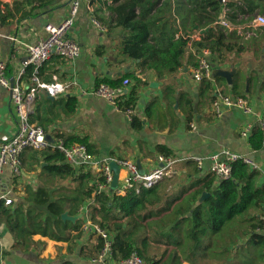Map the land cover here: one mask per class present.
Instances as JSON below:
<instances>
[{
	"label": "trees",
	"instance_id": "16d2710c",
	"mask_svg": "<svg viewBox=\"0 0 264 264\" xmlns=\"http://www.w3.org/2000/svg\"><path fill=\"white\" fill-rule=\"evenodd\" d=\"M37 1L44 5L51 0ZM90 5L94 16L108 30L121 29L119 54L139 61V68L152 70L159 78L178 72L190 46L198 53L209 49L212 64L220 68L234 63L236 57L246 52L256 57L264 54V29L246 38L236 29L230 31L220 21L224 18L235 26L248 24L256 15H264V0H225L223 6L220 0H90ZM17 12L18 0L12 7L0 0V21L6 23ZM199 30L200 38L194 39L193 34ZM45 70L44 63L39 68V77L48 82L51 78L43 77ZM27 73L30 78L33 69L28 68ZM131 76L130 72L121 79H98L97 85L108 83L120 87L123 80ZM215 81L200 83L199 103H213L217 94ZM233 89L237 94V84H233ZM137 97L136 90L120 95L118 107L123 111L133 108ZM175 99L189 122L194 115L193 99L183 91ZM161 107L159 98L147 104L145 116L152 124ZM76 108V98L71 96L37 99L38 116H33L32 121L47 132L55 119L62 114L72 116ZM131 123L140 130L144 121L134 115ZM54 136L64 139L68 146L82 144L91 155L98 154L87 136ZM251 146L254 150L262 149L260 129L253 135ZM30 151L47 163L39 173L43 185L27 187L26 197L14 206L0 201V220L13 234L16 247L29 248L36 244V235L74 242L82 235L83 221L80 218L75 222L64 220L62 215L68 212L76 216L88 204L90 220L111 236L116 260L136 251L144 260L143 264L226 262L223 260L228 257L224 264H242L244 257L252 258L246 264H264V181L259 170L236 162L232 178L217 184L211 172L200 177L194 167L191 176H195L191 181L173 183V179H165L151 188L116 194L114 190H99L104 177L94 175L83 166H72L59 150L49 147ZM156 153L165 158L174 157L173 151L165 145H157ZM95 180V184L91 183ZM170 182L171 189L168 188ZM204 192L210 195L199 204ZM240 216L243 218H238ZM234 221L235 225L231 226ZM73 231L78 233L72 235ZM241 239H245V243H240ZM103 246L104 239L96 237L92 256L96 257Z\"/></svg>",
	"mask_w": 264,
	"mask_h": 264
},
{
	"label": "crops",
	"instance_id": "0c3cea01",
	"mask_svg": "<svg viewBox=\"0 0 264 264\" xmlns=\"http://www.w3.org/2000/svg\"><path fill=\"white\" fill-rule=\"evenodd\" d=\"M1 1L12 7L17 0ZM70 1L51 0L49 4L42 5L37 0H18V12L14 17L8 19L6 23L0 21V60L7 63L11 76L22 67L27 55V46L35 44L42 38L44 27L49 23L57 24L68 16ZM96 6L95 4L94 7ZM103 14L108 15V12L103 11ZM92 16L93 8L90 9L87 3H83L70 31V36L81 47V53L76 59L68 60L53 55L45 62L44 78H51L50 81L57 78L69 84V89L64 95L53 98L71 96L77 101V108L72 116L62 114L47 129V134L52 136L53 142L56 140L54 136L56 134L66 137L87 136L98 151L95 155L98 161L117 162L120 159H130L135 161L141 170L146 171L160 164L156 146L165 145L173 151L174 157L170 158L175 160V168L178 171V174L165 178L173 179V183L191 181L195 176H191L194 167L200 177L209 173L212 157L224 149L253 157L261 167V172H264V146L260 150H254L251 146V139L260 129L259 121L264 113V54L256 57L253 53L246 52L241 57H236L234 63L222 67L229 69L231 65L235 66L232 84H228L223 77L216 81L213 77L211 80L215 81L216 93L221 92L232 97H237L238 94L246 98L252 106V113L245 114L236 107H225L220 115H216L212 111L211 103H199L201 82L193 79L192 70L200 53L193 47L190 46L187 50L183 66L177 73L159 78L152 70L139 68L137 65L139 61L130 60L119 54L121 29L100 32L93 25ZM263 29L264 27L248 30L249 35L246 37H252ZM200 34L199 30L192 37L199 39ZM262 51L264 53V50ZM130 72L133 76L129 78L131 82L126 88V93L137 91L134 114L144 121L140 130L132 126L122 110L94 93L98 79H121ZM21 82L23 86H28L31 80L26 75L21 78ZM234 83L238 86L237 94L233 89ZM182 91L188 93L194 101V115L189 122L180 109L178 100L175 99ZM47 98L51 97L39 94L36 100L44 101ZM156 98L161 99L162 107L158 109L152 124L146 119L145 108ZM35 103L31 120L33 116H38ZM32 122L37 124L36 121ZM248 124H251L252 128L247 135H243ZM16 131L14 105L9 92L0 86V141L9 139ZM23 156L25 169L21 176H15L9 166L3 167L0 173V201L5 203L6 197L13 200L12 204H5L7 206H14L17 202L23 201L27 195V187L43 185L39 173L47 163L41 157L33 155L30 150H26ZM194 156L203 158L201 169L192 161ZM82 166L85 170L98 175L92 167L86 165L76 167ZM124 175L125 171L121 168L118 185ZM261 180L264 181V175ZM172 182L169 189L173 186ZM91 183L95 184L96 180ZM100 190L112 192L114 189L109 185ZM92 201L93 198L88 200V203ZM87 206L88 204L82 207L80 213L76 215L77 219H82L83 224L87 219L90 220L89 214L86 213ZM77 233L73 231L72 235ZM81 234L71 243L36 235L34 236L36 244L29 248H20L15 246L13 234L0 220V258L7 264H106L104 261L96 260L100 253L96 257L92 256L94 253L92 246L99 235L82 227Z\"/></svg>",
	"mask_w": 264,
	"mask_h": 264
},
{
	"label": "built area",
	"instance_id": "2783aa9c",
	"mask_svg": "<svg viewBox=\"0 0 264 264\" xmlns=\"http://www.w3.org/2000/svg\"><path fill=\"white\" fill-rule=\"evenodd\" d=\"M83 3H87L89 8L90 0H71L70 11L66 18L57 24L49 23L44 27L42 38L35 44L27 46V55L23 60L22 67L14 76L8 72L7 63L0 60V86L6 89L14 105L17 121V131L9 139L0 141V173L3 167H11L15 176L19 177L24 173L23 154L26 150H45L49 147L57 149L64 154L65 160L72 166L86 165L92 167L98 174L104 177L100 184V189H104L111 184L113 180V171L110 168V161L100 162L95 156L91 155L87 147L82 144H65L64 139H56L51 143L47 139V132L38 124L32 122L31 114L34 111V103L39 94L44 97H57L64 95L69 84L54 78L52 81L45 82L39 77V68L53 55L60 56L68 60L76 59L81 53L79 43L70 36V31L74 25L76 16ZM95 28L100 32H107L108 28L96 17H91ZM221 24L230 31L236 29L240 35L246 37L248 30L263 28L264 15H256L246 27L232 25L228 20L222 18ZM247 38V37H246ZM212 52L209 49L201 50L197 63L193 66L192 76L197 82L213 79ZM33 69V75L30 77L31 83L23 86L21 78L28 75L27 69ZM130 79L125 78L120 87H113L108 83H100L94 88V93L107 100L114 107H118L119 96L126 93V88L130 84ZM227 107H236L245 114L252 113L253 109L249 101L244 97H232L221 92H217L211 108L216 115H220L223 109ZM123 111V110H122ZM135 107L125 111V116L132 121ZM192 125V124H191ZM252 128L248 124L243 135H247ZM259 128L264 146V113L259 121ZM210 172L215 177V182L219 184L222 181L232 178L233 165L241 162L247 165L251 170L261 171V167L255 159L248 155H241L229 149H224L219 154L212 157ZM195 165L201 169L203 167V158L192 157ZM154 168L146 171L141 170L135 161L130 159L117 160L120 169L125 171L122 181L114 188L116 194H125L129 190H140L151 188L165 178H170L178 174L175 168V160L160 156ZM99 189V190H100ZM10 197L5 198V204H12ZM88 215V209H86ZM264 219V218H263ZM82 229L94 231L104 239V246L96 260L104 261L106 264H143L144 260L136 251H133L127 258L116 260L113 257V247L111 236L102 228L95 225L87 219ZM264 233V231H263ZM0 264H7L3 258H0Z\"/></svg>",
	"mask_w": 264,
	"mask_h": 264
},
{
	"label": "water",
	"instance_id": "95a60500",
	"mask_svg": "<svg viewBox=\"0 0 264 264\" xmlns=\"http://www.w3.org/2000/svg\"><path fill=\"white\" fill-rule=\"evenodd\" d=\"M224 1L225 0H220V2L222 3V6L224 5ZM264 50V49H263ZM213 66V76L214 77H223L228 84H232L233 82V76L236 72V68L234 65H231V67L229 69H224V68H220V67H217L215 64H212ZM53 98V97H52ZM47 139L53 143V138L51 135H48L47 134ZM110 168L112 169L113 171V180L110 184V187L112 189L116 188L118 186V180H119V176H120V166L118 165V163L116 161H111L110 162ZM210 194L207 193V192H204L201 197L199 198L198 200V203H202L205 198L207 196H209ZM78 216H71L68 214V212H65L63 213L62 215V219L64 220H70V221H73L75 222L77 220Z\"/></svg>",
	"mask_w": 264,
	"mask_h": 264
},
{
	"label": "rangeland",
	"instance_id": "374dc122",
	"mask_svg": "<svg viewBox=\"0 0 264 264\" xmlns=\"http://www.w3.org/2000/svg\"><path fill=\"white\" fill-rule=\"evenodd\" d=\"M6 1H8V0H6ZM262 173V175H264V172H261ZM243 216V215H242ZM242 216H240V217H238V218H243ZM237 221V220H236ZM236 221H234V222H232L230 225L232 226V225H235L234 223L236 222ZM230 227V226H229ZM244 240L245 239H241L240 240V243H245L244 242ZM233 245H231L230 246V249H233ZM228 259H230L229 257L227 258V259H225V260H223V261H228ZM242 260V264H246V263H248L249 261H251L252 260V258H250V257H248V258H242L241 259ZM226 262H221V261H215V260H203L200 264H224V263H226ZM185 264H190V263H185ZM231 264V263H230Z\"/></svg>",
	"mask_w": 264,
	"mask_h": 264
}]
</instances>
